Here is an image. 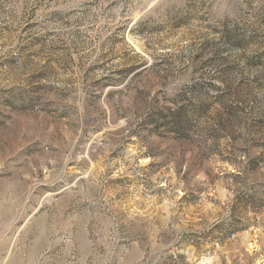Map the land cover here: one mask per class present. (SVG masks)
<instances>
[{
    "label": "rangeland",
    "instance_id": "1",
    "mask_svg": "<svg viewBox=\"0 0 264 264\" xmlns=\"http://www.w3.org/2000/svg\"><path fill=\"white\" fill-rule=\"evenodd\" d=\"M0 264H264V0H0Z\"/></svg>",
    "mask_w": 264,
    "mask_h": 264
}]
</instances>
